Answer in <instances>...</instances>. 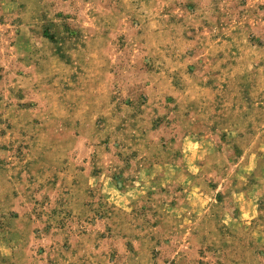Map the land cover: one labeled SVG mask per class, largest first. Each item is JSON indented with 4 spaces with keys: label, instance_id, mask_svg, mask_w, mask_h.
Listing matches in <instances>:
<instances>
[{
    "label": "rangeland",
    "instance_id": "1",
    "mask_svg": "<svg viewBox=\"0 0 264 264\" xmlns=\"http://www.w3.org/2000/svg\"><path fill=\"white\" fill-rule=\"evenodd\" d=\"M0 264H264V0H0Z\"/></svg>",
    "mask_w": 264,
    "mask_h": 264
}]
</instances>
